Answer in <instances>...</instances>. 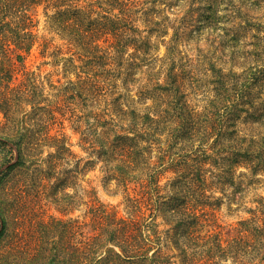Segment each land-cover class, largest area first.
<instances>
[{
  "label": "trees",
  "instance_id": "16d2710c",
  "mask_svg": "<svg viewBox=\"0 0 264 264\" xmlns=\"http://www.w3.org/2000/svg\"><path fill=\"white\" fill-rule=\"evenodd\" d=\"M234 1H0V18L14 13L13 3L21 8L15 14L20 11L27 18L32 6L45 5L47 12L53 9L50 22L54 28L71 49H78L81 61L87 59L78 67L88 69L82 70L88 78L79 81L77 92L83 93L79 98L87 101L100 97L107 107L101 110L103 114L88 111L86 118L92 117L94 122L86 123L83 140L90 145V155L103 163L106 179L116 181L128 194V207L142 214V219L139 215L125 219L102 214L103 220L109 221L101 223L102 218L93 208L100 228L87 237L82 247L73 246L71 258L63 259L64 264H264V197L256 201L255 209H250L251 218L238 222L234 234L215 230L218 225L214 212L222 202L218 194L226 196L232 188L234 200H242L248 186L259 176L264 177V134H245L239 127L242 114L250 113L249 106L254 105L253 93L264 88V62L241 74H224L213 66L214 97L204 111L189 105L173 71L164 84L157 82L154 90L158 94L139 92L143 102L152 101L143 114L120 103L113 80L112 67L121 66L124 55L139 58L140 53L149 54L155 33L167 34L171 25L174 35L168 52L174 54L181 36L178 22L198 20L215 30L224 19L221 8ZM252 1L257 7L264 2ZM182 3L186 8L173 13L174 18L162 9L166 6L174 10ZM140 20L146 30L141 29ZM258 27L264 29V25ZM256 47L260 61H264V45ZM131 49L134 51L129 53ZM129 65L133 69L141 63L133 61ZM128 81H134L133 73ZM257 124L264 127V122L257 120ZM35 137L36 131L26 128L18 146L21 149L25 142L33 143ZM57 139L50 145L56 147V153L49 156L66 160L73 153ZM25 164L22 148L10 169ZM96 165V160L88 161L86 172ZM168 173L174 177L163 183ZM243 177H247L246 184H238ZM169 246L177 255L164 252L163 247Z\"/></svg>",
  "mask_w": 264,
  "mask_h": 264
},
{
  "label": "rangeland",
  "instance_id": "374dc122",
  "mask_svg": "<svg viewBox=\"0 0 264 264\" xmlns=\"http://www.w3.org/2000/svg\"><path fill=\"white\" fill-rule=\"evenodd\" d=\"M12 6L14 13L0 18V264H64L63 259L71 258L73 246L82 247L102 222L109 221L103 220L102 214L125 219L138 215L142 219V214L128 207V194L116 181L106 179L103 163L90 155V145L83 140L86 123L94 122L92 117L86 118L88 111L103 114L101 110L107 107L100 97L87 101L79 98L83 94L77 92L79 81L88 78L83 72L88 69L78 67L87 59L81 61L78 49H71L54 28L50 22L53 9L47 12L45 5L32 6L27 18L20 11L15 14L20 6ZM179 6L162 9L174 18L173 13L186 8L184 3ZM221 12L224 19L215 30L198 20L178 22L181 36L174 54L168 52L174 35L169 25L167 34L155 33L148 55H124L122 65L112 67L115 96L120 95V103L143 114L152 101L143 102L139 92L158 94L154 90L157 82L164 84L173 71L189 105L204 111L214 97L213 66L224 74H241L261 65L264 61L258 57L256 44L264 45V29L258 27L264 25V2L257 7L252 0H235ZM139 25L146 30L142 20ZM133 61L141 65L131 69ZM130 73L134 81H128ZM251 99L254 105L249 106L250 113L242 114L239 127L245 134H264V127L257 124V120L264 122V88ZM26 128L35 130L36 137L20 149L18 141L22 142ZM56 137L58 144L68 146L73 153L66 160L49 156L56 153V147H50ZM22 148L27 164L10 169ZM93 160L96 167L86 172L87 162ZM172 177L174 174L168 173L163 183ZM247 177L237 183L246 184ZM258 178L248 186L242 200H234L232 188L226 196L218 194L222 202L214 211L216 231L234 234L239 221L251 218L250 209L264 197V177ZM92 209L98 211L101 223ZM163 250L177 255L171 246Z\"/></svg>",
  "mask_w": 264,
  "mask_h": 264
},
{
  "label": "water",
  "instance_id": "95a60500",
  "mask_svg": "<svg viewBox=\"0 0 264 264\" xmlns=\"http://www.w3.org/2000/svg\"><path fill=\"white\" fill-rule=\"evenodd\" d=\"M12 146H14V145H12Z\"/></svg>",
  "mask_w": 264,
  "mask_h": 264
}]
</instances>
